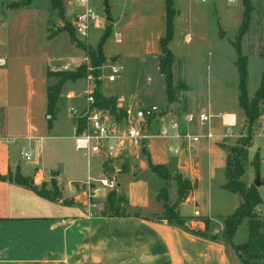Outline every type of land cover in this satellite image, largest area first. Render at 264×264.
Masks as SVG:
<instances>
[{"label": "rangeland", "instance_id": "obj_1", "mask_svg": "<svg viewBox=\"0 0 264 264\" xmlns=\"http://www.w3.org/2000/svg\"><path fill=\"white\" fill-rule=\"evenodd\" d=\"M21 1L24 0H0V28H3V39H5L6 44L4 51V46H2L0 40V54H3L6 58L4 69H8L11 81V105L8 120L10 125L17 130V134L27 136L25 130L30 116V109L36 110L37 108H41L42 110V103L46 99L48 84L58 81V78L55 77L48 80L47 70L85 73L84 77L77 80H69L66 82L67 84L65 83L66 85L62 89L64 95L74 90L73 88H77L76 82L82 84L83 80L88 78L89 75L92 76L95 82L96 78L92 74L94 68L91 64V59L71 41L69 36L70 31L65 30H70L68 23L73 16L71 9L64 5V11L60 13V10L53 8L50 0H26L29 1V4L25 8H14V3ZM64 1L66 2L67 0ZM88 1L98 14L102 25L100 28H91L90 36L87 40L80 39L77 35L75 37L83 44L95 48L108 25L105 11L106 0ZM72 3L74 5V0H72ZM108 4L115 20L114 23L110 22L112 26L115 28L119 26L118 29H120L121 25L118 23L124 24L127 23L124 21H130L129 15L121 13L125 8L124 0H108ZM156 4L161 5L162 2L160 0L151 1L147 10L151 11ZM253 5H256V9L252 15L251 28L241 42L242 54L247 58V89L250 99L254 97L260 87L264 69V59L257 54L264 45V0H254ZM174 7L177 9L176 16L179 15L175 17L174 34L169 45H171V49H173L176 57L178 56V61L175 63L174 68L176 84L186 83L189 89L183 92L188 98H193L199 103H204L210 98L216 104H220L218 106L219 108L223 104L226 105L227 102L229 103V110L238 107L237 113L239 115L237 128L234 131L236 134L235 137L226 141L223 138V135L226 133L225 127L220 123V119L217 121L214 119L216 126L213 127L212 131L216 137L210 140L202 138L203 140L206 139L212 142L214 150L211 153L208 150L196 152L194 150L195 146L193 148L187 147L188 157L192 156L200 163L201 180L198 186L200 191L198 200L190 204L185 210L186 212L188 210L191 211L196 206L201 211V214L207 215L212 219H209L211 224L207 229L208 233L220 235L224 226L223 218L235 211L239 197L231 194L227 190H219L218 182L221 177L222 179L224 178L223 175L227 162V149L223 147V143L225 141V143L231 145L236 143V139L245 136L247 130L246 125H244L243 111L238 105L239 72L235 63L236 52L232 46V41L235 40L242 22L244 7L242 0H235L234 2H229V0H207V2H201L199 0H176ZM142 15H147V11H144ZM140 19V17H137V21L132 23L131 27L125 28L123 42L119 41L117 43L115 41L114 29L111 36L105 42V55L111 63L120 67L117 81L112 82L110 84L111 86L107 85L105 91L106 93L126 97L134 108L139 107V102H142V106H154L160 112L167 103L165 78L159 73L158 56L152 51L155 47L152 31ZM152 24L157 26L159 24L158 18H155ZM219 26L226 31V35L222 39L218 37ZM63 28L64 30L62 31ZM55 32L58 34L49 38V35ZM187 34L190 35L189 41L186 38ZM101 68L103 69H100V71L102 70L100 80L104 84L103 80L105 79V75L110 72V69L107 65H102ZM80 88L82 89L81 85ZM184 100L185 97H182L180 102ZM61 101L62 99H60V103L58 104L59 109L57 110L56 120H53V124L58 132H71L72 134L73 123L70 119L68 107L75 105L76 101L64 100V103H61ZM39 112L35 113L34 111L32 113L31 116H33L34 121L38 116L42 115ZM4 116V113H0V133L5 129V119L2 120ZM167 122V119L163 117L153 119L150 131L161 129L164 124H168ZM188 132L200 134L203 132V129L194 132L188 128ZM60 140L64 141L66 139ZM254 140V147L252 146L249 149L246 170L247 173L254 171L257 174L253 160L255 154L259 151V174L262 182L261 186H263L261 188L263 203L257 207L256 213L264 217V137L256 136ZM24 142L27 143L28 140ZM171 145L178 147V143L173 139L161 136L152 137L146 143L147 148L152 147L156 149L162 158L168 159L170 165L174 167V164L178 160V155L170 149ZM63 147L64 145L60 146V151H63ZM53 150L55 148L49 150L48 153L46 152L47 164L54 161L56 157L52 154ZM27 151L30 152V148ZM82 153L79 152L80 155ZM30 154L31 160L27 161L24 157V161L27 163L35 161L36 155L33 152ZM135 162V158L131 160V164ZM58 164L60 166L58 169L62 173L61 186L65 187L68 185L70 175L75 171L71 172L66 158H61V162L59 161ZM212 170L215 173V179L213 181L218 184L213 187L216 192H213V189H211V182H213L211 178ZM143 175V178L146 180V186L149 188L148 194L152 199V205H158L157 201L163 204V200H157V197L154 194L152 195V191L155 190L157 185L156 176L149 172ZM84 176L83 178L86 179L88 174L85 173ZM92 176L96 178L104 176L100 171L98 161L95 163V166L93 165ZM107 176L109 177L110 175L107 174ZM132 176L133 174L121 172L118 179L124 187H127L134 181ZM140 177L138 176L136 179ZM245 179H247L246 176ZM255 179L256 177L253 183ZM247 183L250 184L251 182ZM15 186H12L13 202L17 198ZM93 186L98 189L100 188V186ZM166 186L168 189V202H176L178 196L177 185L169 181V183H166ZM105 189V191L102 192L101 190L93 197L91 191H86V188L81 189L75 187L71 197L74 201L83 205L84 203L87 205L91 203L93 208H96L99 212L110 192L109 189ZM117 191L119 194L123 193L122 191ZM79 192L82 193V196H79ZM62 194L63 198L70 197L67 190H63ZM31 195L37 201L48 203L45 200L39 199L33 193ZM103 195L104 198H102ZM65 207H68L69 210L71 209L69 206ZM193 218L196 220L199 219L204 223L205 218L203 217L194 216ZM218 231H220V234ZM248 235V221L244 220L238 227L235 241L237 243H244L248 240ZM228 250L230 251L233 264H245L241 259L244 257L240 258L231 245H228Z\"/></svg>", "mask_w": 264, "mask_h": 264}, {"label": "crops", "instance_id": "obj_2", "mask_svg": "<svg viewBox=\"0 0 264 264\" xmlns=\"http://www.w3.org/2000/svg\"><path fill=\"white\" fill-rule=\"evenodd\" d=\"M151 1L154 0H124L125 8L121 13L129 15L130 21H124L127 22L124 24L117 22L121 26L120 29H118L119 26L117 28L113 26L115 31L114 37L117 43L118 39L123 42L125 28L131 27V24L137 21V17H140L141 22L147 25L146 27H152L151 29L149 28L152 31L153 44L155 46L152 51L157 54L159 59V40L165 30V0H160L162 2L161 5L156 4L151 11H148L147 8ZM64 5L71 9V13L74 16L78 8L75 0L74 5L72 0L64 1L63 8ZM144 11H147V15L145 16L142 15ZM155 18H158L159 21L157 26L152 24ZM114 22L113 18L112 23ZM2 32L3 28H0V40L5 51L6 44L5 39H3L4 32ZM186 38L189 41L190 35L187 34ZM169 48L171 49V45H169ZM171 50L173 52V49ZM1 58L6 61L3 54H0ZM5 65L0 66V113L5 114L2 117V120L5 119V129L0 133V264H233L230 251L220 235L216 240L199 237L170 224L165 219L157 218V215L164 211V203L161 204L157 201L158 205H152V199L148 194L149 188L146 186L143 174L149 172L156 176L157 185L155 190L152 191V195L154 194L156 197L160 189L169 182L161 180L150 170L148 166L149 161L166 165L173 175L179 173L192 183L193 190L178 209L181 215L191 217L188 226L192 229H204L205 227L202 221L193 218L195 216L194 210L197 209L196 206L191 211L188 210L186 212L185 210L190 204L198 200L200 196L198 186L201 180L200 163L192 156L188 157L187 148L180 149L177 153L178 160L174 164V167L170 165L168 159L162 158L156 149L152 147L147 148V146L142 149H136V151L133 150L129 155L120 159H109L103 155H89L75 147L74 133L76 126L75 119L70 112V119L73 123V135L71 132L62 133L56 130L53 122L56 120L60 100L57 103L54 118L51 121L48 120L46 107L47 93L46 99L42 103V110L41 108H37L36 110L30 109L29 111L30 116L25 130L27 136L19 135L8 120L11 105V81L8 69H4ZM108 73L110 74V72ZM108 73L103 80L104 95L117 97L118 108H134L126 97L106 93L105 87L107 85L111 86L110 84L112 83L107 80ZM184 84L187 88L178 92L174 102L170 103L167 98L166 105L161 109L156 119L163 117L167 119V123L172 120H179L182 130L188 131V128H190L194 132L201 131L198 122L193 121L188 123L185 118L189 114L197 115L201 110H207L213 115L214 126H216L214 119L216 121L220 119V123L223 124V117L228 115L234 116L238 122V107L235 109L232 107L233 110H229V103L227 102V106L223 104L225 107L222 105L219 108L220 104H216L210 98L204 103H199L193 98H188L183 92L189 89V86L186 83ZM76 85L77 88H73L74 90L72 91L76 93L77 97L71 99V101H76V104L73 106L81 108L84 104L82 94L86 87V80H83L82 84L76 82ZM182 97H185L184 101L187 102H180ZM60 99H62L61 103H64V100H69L66 99L63 91ZM44 102L45 105L43 106ZM139 107H144L142 106V102H139ZM34 111L35 113L39 111V113H42L35 121L33 116H31ZM223 127H225L224 124ZM236 128L237 125L232 130L236 131ZM253 138L255 139L256 136ZM60 139L66 140L61 141ZM254 139L253 147L255 145ZM23 140H28V142L25 143ZM67 143L69 144L66 145ZM62 145H64L62 148L64 152L60 151V146ZM28 148H30V152L27 151ZM50 148H55L52 154L56 157L54 161L47 164L46 152L48 153L49 150H52ZM194 150L196 152L208 150L211 153L214 150V146L212 142L202 139L195 145ZM31 151L36 155L35 161L27 163L24 160H31ZM79 152H83L82 155ZM26 154L29 156L28 159ZM183 154L184 165L181 166L180 161ZM61 158H66L71 172L75 171L70 175L68 185L65 187L61 186L62 173L58 169L60 168L58 162H61ZM134 158L136 162L131 164V160ZM97 161L100 171L104 175L102 176L103 178L108 177L107 174L111 177L116 175L118 178L121 172L133 174L132 178L134 181L129 184L130 186L124 187L118 179L116 190L122 191L126 195L132 207V213L137 211L140 214L139 216H134L133 214L127 217L101 216L91 203L88 205L84 203L83 205L74 201L71 205H65L62 201H52L37 195L31 189L17 183L14 178L11 180L4 178L10 173L14 174L16 171H19L24 177L29 178L30 181L33 180V184L41 185L42 183H47L48 187H50L51 179L55 178L60 189L62 191L67 190L68 194H70L69 198L72 199L71 196L75 187L82 189L91 186L92 188H96L93 186L96 185L100 186L99 189L97 188L98 192L106 190L100 184L102 177L96 178L92 176L93 165L95 166ZM124 164H126L125 170L123 169ZM85 173L88 174L86 179L83 178L85 177ZM214 175L215 173L212 170V181L215 179ZM255 175L254 171L247 173L246 170L244 180L253 183ZM138 176L141 177L136 179ZM223 176L224 178L222 179L221 177L218 182L219 190L226 191L223 188L226 182L225 171ZM245 176L247 179H245ZM170 182L176 184L173 180ZM211 184V189L215 185H218L214 181ZM12 186H15L14 188L17 191V198L14 202L12 201ZM262 187H258L261 199ZM213 192H216V190L213 189ZM32 193L48 203L33 199ZM230 193L237 197L239 196L236 193ZM79 196H82V193ZM102 198H104V195ZM239 204L240 196L238 197L236 209ZM65 206H69L71 209L69 210ZM199 214L200 217L212 220L207 215L201 214V211H199Z\"/></svg>", "mask_w": 264, "mask_h": 264}, {"label": "trees", "instance_id": "obj_3", "mask_svg": "<svg viewBox=\"0 0 264 264\" xmlns=\"http://www.w3.org/2000/svg\"><path fill=\"white\" fill-rule=\"evenodd\" d=\"M53 8L60 10L63 13L64 8L62 0H50ZM254 0H242L244 13L242 22L237 31L235 40L232 41V46L236 52V66L239 72L238 81V104L243 111L244 125H246V135L236 139V143L228 144L223 143V147L227 149V162L225 167L226 182L223 188L229 192L236 193L240 196V204L237 209L230 215L223 218V229L220 234L223 238L224 244L228 247L231 245L238 253L245 264H264V217H261L256 213V207L262 203L258 187L253 183L249 184L244 180L246 173L247 161H248V149L253 144L252 127L255 121L260 115V109L264 103V69L262 74V80L260 87L256 91L253 98H249L247 89V58L242 54L241 42L251 28L252 15L256 9V5H253ZM29 4V1H21L14 3V8L25 7ZM177 14V9L174 7V0H165V30L164 34L159 40L160 55L158 59L159 73L165 78V87L168 101L170 103L176 100V96L180 90L186 89L184 83H177L174 79L175 63L178 61L176 55L169 48V43L174 34V19ZM69 29H65L69 32L71 41L75 43L77 47L82 49L87 56L91 59V64L94 68L92 72L96 78L95 86V99L97 105L100 108L110 111L116 116H121L123 110L117 106V97L106 96L103 93V82L100 80L102 72L99 68L102 65L108 63V57L104 52V45L106 40L111 36L113 32L112 23L108 22L107 29L104 31L97 46L91 47L83 44L75 36L76 32L71 24ZM64 28L62 29V31ZM58 32V31H57ZM55 32L49 35V38L57 35ZM251 51V49H250ZM258 55L264 59V45L260 48ZM85 76V73L68 72V71H56L47 70L48 78H58L55 83H50L47 86V114L48 120L51 121L56 113L57 103L60 100V95L64 84L69 80H77ZM254 168L257 173L260 172V156L257 153L253 160ZM148 166L150 170L157 175L161 180L169 182L175 181L178 189V196L176 202H168V189L166 186L162 187L157 195L158 199L164 202V211L157 215L159 219H165L170 224L177 226L191 234L199 237L210 238L216 240L219 235L209 234L207 229L209 228V219H204L206 224L205 229H192L187 223L191 220V217H186L180 214L179 206L187 199L190 192L193 189L192 183L184 178L181 174L177 173L173 175L168 167L164 164H156L149 161ZM123 169H126L124 164ZM9 180L15 179V181L21 185L34 191L37 195L52 201H62L65 205H71L74 203L73 199L63 198L62 191L57 184L55 178L51 179L50 187L47 183L41 185L31 184L30 179L24 177L19 171L14 174H9L7 177ZM264 183V181H263ZM131 205L124 193H118L117 190H111L102 208L98 214L107 217H127L130 215L139 216V212L132 213ZM248 221V240L244 243H236L235 236L239 225L244 221Z\"/></svg>", "mask_w": 264, "mask_h": 264}, {"label": "built area", "instance_id": "obj_4", "mask_svg": "<svg viewBox=\"0 0 264 264\" xmlns=\"http://www.w3.org/2000/svg\"><path fill=\"white\" fill-rule=\"evenodd\" d=\"M207 2V0H199ZM235 0H229L234 2ZM77 12L70 21L75 29L78 38L87 40L90 36L91 28H100L102 23L98 14L89 4L88 0H75ZM121 41L120 39L117 40ZM6 64L4 59H0V66ZM110 69L107 76L109 82H115L118 78L120 67L108 61L106 64ZM103 69V68H99ZM102 71V70H101ZM94 77V76H93ZM86 80V87L82 94L84 104L81 108L69 107V112L75 119L76 130L74 133V144L78 150L89 155H103L109 159H120L126 157L135 149L146 147L147 141L152 137L171 138L178 143V147L171 145L170 149L178 153L180 149L193 148L202 138L208 140L216 137L212 129L213 115L205 110H201L197 115L189 114L186 121L191 123L197 121L202 133H192L181 129L179 120L169 121L168 124L157 131H150L151 122L160 113L156 107H126L121 108L123 113L116 116L110 111L100 108L95 99V81L89 75ZM76 93L70 91L66 94V99H75ZM118 106V105H117ZM223 124L226 133L225 140L235 136L233 127L237 125L234 116L223 117ZM252 135L264 137V103L260 109V115L252 127ZM27 159L29 156L26 154ZM102 188L114 190L118 186L117 176L104 177L100 179ZM91 191L93 197L98 192L97 188L86 187V191ZM194 215L199 216V211L194 210Z\"/></svg>", "mask_w": 264, "mask_h": 264}, {"label": "water", "instance_id": "obj_5", "mask_svg": "<svg viewBox=\"0 0 264 264\" xmlns=\"http://www.w3.org/2000/svg\"><path fill=\"white\" fill-rule=\"evenodd\" d=\"M105 11H106V20L108 22H113V17H112L111 11H110V7H109V4H108V0L105 1ZM225 35H226V31L224 29H222V27L219 26V29H218V37L222 39V38L225 37ZM183 159H184V154L181 156V161H180L181 165L182 164L184 165ZM30 183L33 184L34 181L31 180ZM253 184L256 187H260L262 185V182L260 180V174L259 173L256 174V179H255V181H254Z\"/></svg>", "mask_w": 264, "mask_h": 264}]
</instances>
